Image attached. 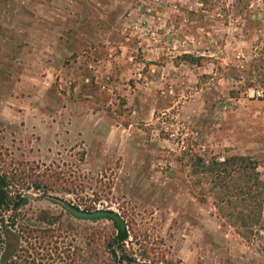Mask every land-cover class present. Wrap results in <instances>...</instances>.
Masks as SVG:
<instances>
[{
  "label": "rangeland",
  "instance_id": "374dc122",
  "mask_svg": "<svg viewBox=\"0 0 264 264\" xmlns=\"http://www.w3.org/2000/svg\"><path fill=\"white\" fill-rule=\"evenodd\" d=\"M258 90L264 0H0V174L30 197L0 207V264H264V201L241 235L192 174L244 156L264 183Z\"/></svg>",
  "mask_w": 264,
  "mask_h": 264
},
{
  "label": "trees",
  "instance_id": "16d2710c",
  "mask_svg": "<svg viewBox=\"0 0 264 264\" xmlns=\"http://www.w3.org/2000/svg\"><path fill=\"white\" fill-rule=\"evenodd\" d=\"M181 58L190 63H200L203 58L183 54ZM256 163L249 157L234 156L223 161L211 159L208 162L196 158L192 165V174L201 175L209 184L208 191L213 193L215 206L222 218L231 223L241 235H253L261 230V210L264 201V183L256 171ZM29 196L20 193H11L8 190L4 177L0 174V207L4 210L14 211V217L19 209L26 205ZM69 215L79 220L98 221L107 220L116 230L114 245L123 244L128 238L124 220L110 209H81L67 204L63 200L54 201ZM13 217V218H14ZM51 218H42L51 224ZM12 220V224H13ZM8 233V231H5ZM13 237V236H12ZM3 242V240H2ZM4 243V242H3ZM115 258V251H111ZM120 261H132L127 256L119 258ZM10 264L16 262L9 261Z\"/></svg>",
  "mask_w": 264,
  "mask_h": 264
},
{
  "label": "built area",
  "instance_id": "2783aa9c",
  "mask_svg": "<svg viewBox=\"0 0 264 264\" xmlns=\"http://www.w3.org/2000/svg\"><path fill=\"white\" fill-rule=\"evenodd\" d=\"M256 97H258V98H264V92L263 91H260V90L256 91Z\"/></svg>",
  "mask_w": 264,
  "mask_h": 264
},
{
  "label": "water",
  "instance_id": "95a60500",
  "mask_svg": "<svg viewBox=\"0 0 264 264\" xmlns=\"http://www.w3.org/2000/svg\"><path fill=\"white\" fill-rule=\"evenodd\" d=\"M45 198L50 199V200H54V201H58V199L55 197L45 196ZM136 264H139V263H136Z\"/></svg>",
  "mask_w": 264,
  "mask_h": 264
}]
</instances>
